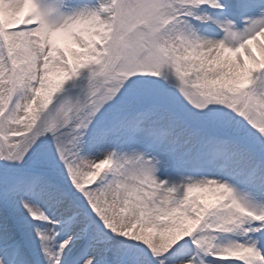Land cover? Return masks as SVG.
Listing matches in <instances>:
<instances>
[{"label": "snow or ice", "instance_id": "1", "mask_svg": "<svg viewBox=\"0 0 264 264\" xmlns=\"http://www.w3.org/2000/svg\"><path fill=\"white\" fill-rule=\"evenodd\" d=\"M0 264H264V0H0Z\"/></svg>", "mask_w": 264, "mask_h": 264}]
</instances>
